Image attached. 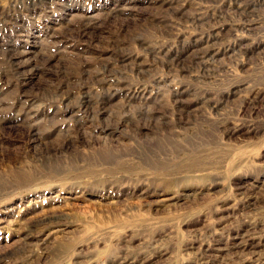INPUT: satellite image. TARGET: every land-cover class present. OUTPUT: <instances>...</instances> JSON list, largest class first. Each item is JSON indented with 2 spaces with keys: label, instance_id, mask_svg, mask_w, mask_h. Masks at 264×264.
Masks as SVG:
<instances>
[{
  "label": "rangeland",
  "instance_id": "rangeland-1",
  "mask_svg": "<svg viewBox=\"0 0 264 264\" xmlns=\"http://www.w3.org/2000/svg\"><path fill=\"white\" fill-rule=\"evenodd\" d=\"M0 264H264V0H0Z\"/></svg>",
  "mask_w": 264,
  "mask_h": 264
},
{
  "label": "bare ground",
  "instance_id": "bare-ground-1",
  "mask_svg": "<svg viewBox=\"0 0 264 264\" xmlns=\"http://www.w3.org/2000/svg\"><path fill=\"white\" fill-rule=\"evenodd\" d=\"M18 57V56H17ZM37 70V69H36ZM19 74H20V72H19ZM110 92V91H109ZM250 253V252H249Z\"/></svg>",
  "mask_w": 264,
  "mask_h": 264
}]
</instances>
